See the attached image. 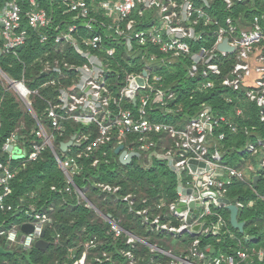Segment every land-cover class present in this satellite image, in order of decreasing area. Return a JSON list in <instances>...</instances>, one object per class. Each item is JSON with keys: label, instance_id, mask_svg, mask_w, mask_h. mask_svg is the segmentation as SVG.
<instances>
[{"label": "built area", "instance_id": "2783aa9c", "mask_svg": "<svg viewBox=\"0 0 264 264\" xmlns=\"http://www.w3.org/2000/svg\"><path fill=\"white\" fill-rule=\"evenodd\" d=\"M245 2L246 0H102L95 6L87 0H62L59 9L65 25L53 27L52 17L39 0H27V8L21 0H5L0 10V23L3 24H0L2 53L17 54V50L28 42L33 32L39 43H51L52 47L49 48L55 52L72 47L83 59L81 65L64 64L68 70L78 73L75 78H69L70 75L64 73L57 65L52 68L58 73L59 81L69 78L72 82L65 85L62 81L51 79L44 83L51 86L59 83L57 100L48 102L44 113L48 123L43 124L37 119L38 128L35 131V139L30 143L29 152L25 148L23 154L18 157L36 161L44 151L51 148L67 179L65 191L74 192L79 203L85 202L88 207H92V202L86 196L87 189L79 188L74 181V177L83 170L79 161L83 157L91 156L92 165L96 166L101 160L98 151L102 146L116 145L117 142L118 146L123 145L128 152H138L134 148V144H138L148 159L152 161V158H155L156 161L167 162L179 176L178 198L168 205L164 214L149 216L148 210L138 213L157 230L175 238L189 235L193 239L192 244L185 249H188L187 251H184L182 246L180 255L149 245L152 252L167 256L168 264H239L252 260V254L259 260H264V247L253 251L252 254L242 246L235 254H215L216 250L211 245L205 249L201 246L202 236L230 237L224 215L227 205L221 202V199L226 198V187L234 178L247 179V170L224 163V152L217 146L213 148L217 130L227 125L236 132V124L230 122L227 115L213 112L208 105L189 119L182 128L164 122L160 116L152 117L150 113L155 104H160L159 108L164 107L167 96V89H164L162 84L163 76L155 71V65L169 67L176 58L190 59L191 64L185 65L187 76L196 79L197 90H203L214 88L217 82L215 77L222 75V69L214 60L227 58L234 52L238 53V61L231 70L233 77H225L221 84L234 91L246 88V96L256 101L259 106H264V55L256 52L260 45L264 49V0H251L255 6L253 14L248 17L241 11L239 17L234 19L230 15V9L236 3ZM99 11L104 19L95 15ZM24 19L27 21V27L24 26ZM226 39L228 44L234 47L232 52L218 49ZM114 42L123 44L129 55H133L137 47L155 46L165 56L159 57L157 53H153L145 60L146 66L142 72L127 74L119 99L115 98L111 91V75L116 71L109 63V58L114 59L115 48H106V45ZM47 69H51L49 62ZM144 71L147 72L146 76L143 75ZM1 74L0 69V76ZM138 78H144V84L132 87ZM204 79L207 81L199 86ZM9 84V90L15 91L29 103L30 97L38 92L29 88L23 79L12 80ZM244 84L246 87H243ZM131 91L134 98L129 96ZM123 98L129 99L135 109L123 108ZM226 100L232 99L226 96ZM241 114L242 109L238 108L237 115ZM161 116L166 118L164 114ZM261 119L264 120V111L261 112ZM65 121L82 124L88 130L96 128L97 134L92 140L88 132L74 134L71 137L74 142L72 147H79L80 150L73 153L70 147L67 153L60 157L55 150L54 141L56 135L64 134ZM157 134L166 135L168 139L155 140L154 136ZM218 138L223 140L225 133H220ZM127 139L129 141L126 147L124 141ZM13 142L14 136L8 138L3 149L9 152L8 147L13 145ZM258 143L263 145L264 142L259 139ZM159 145L161 147L158 151L151 150L153 146ZM99 152H102L103 157L107 156L105 151ZM140 152L138 153L141 156ZM243 152L256 153L257 148L249 143L238 154ZM192 159L205 162L208 170L202 173L194 172L188 166ZM262 165L264 166V159ZM0 169V183L4 187L3 193L0 194V211H10L12 206L5 203V198L11 193L10 181L15 177V172L1 161ZM186 170L191 180L184 182L183 174ZM249 170L255 172L253 167H249ZM98 187L104 193L114 195L120 190L119 186L110 184H100ZM188 190L191 192L188 193ZM120 198L133 208L135 198L131 194L122 195ZM192 203L195 204L194 207L191 206ZM240 206L243 205L238 204V207ZM165 207L164 203L157 205L159 211H163ZM195 209L197 213L193 214ZM32 214L33 221L30 223L34 230L25 234L23 241V233L16 226L9 231H0V236H5L9 244L19 243L24 251H30L41 238L46 224L52 222L45 211H32ZM107 215L111 217L108 218ZM103 218L110 223L115 240L126 235L127 242L132 245L144 242L124 229L121 218H113L111 214H103ZM59 238L60 235L56 234V243ZM95 239L87 241L84 251L79 257L74 256L70 264H104L109 261L106 253L104 258H96V262L91 261V251L98 247ZM210 250L215 255L209 254ZM127 254L132 257L131 252ZM152 262L151 264H163L161 261Z\"/></svg>", "mask_w": 264, "mask_h": 264}, {"label": "trees", "instance_id": "16d2710c", "mask_svg": "<svg viewBox=\"0 0 264 264\" xmlns=\"http://www.w3.org/2000/svg\"><path fill=\"white\" fill-rule=\"evenodd\" d=\"M39 1L52 17L53 27L63 24L64 17L61 16L59 9L62 0ZM87 1L96 6L102 0ZM21 3L27 8V0H21ZM4 4L5 0H0V10ZM254 9L255 6L252 5L251 0H246L244 4L236 3L230 9V15L235 19L239 17L241 11H244L249 17L255 11ZM95 15L104 19L100 11ZM25 25L27 27V21L24 19ZM31 33V38L17 50V54L4 52L0 55V68L4 73L12 80L23 79L29 88L38 91L30 97L34 115L22 98L15 91L7 90L0 79V161L15 172V177L10 181L11 193L5 198V203L11 205L12 209L0 211V231H9L14 226L20 231L23 224L33 221L32 211H45L52 219V222L45 226V239L49 242V247L47 250L33 247L30 251H24L17 243L9 248L6 237L0 236V249L3 250L0 264H70L74 256L79 257L84 251V244L93 238H96L98 247L91 251L92 262H96V258H104L106 253L110 260L104 264H151L152 260V263L161 261L163 264H168L169 258L162 253L152 252L149 245L180 255L182 246L184 251H187L188 249H185L192 244L193 239L189 235L175 238L164 231L157 230L155 226L145 221L142 214L138 213V211L148 210L149 216L164 214L168 205L178 198L179 176L167 162L156 161L155 158L151 161L145 152L139 149L138 144H134L135 150L141 151L142 155L134 158L131 164L124 165L119 155L115 153L118 147L117 142L116 145H104L100 148L107 153V156L103 157L99 150L101 160L96 166L92 165L91 156L83 157L79 161L83 165V170L74 177L76 185L81 189H87L86 196L98 210L104 214H111L113 218H121L124 229L144 241L132 245L127 242L126 235L115 240L108 221L98 215L93 207H88L85 202L79 203L74 192L65 191L67 179L51 148L44 151L36 161H29L26 158L10 160L9 152L3 149L8 138L18 136V141H23L29 152L30 143L35 139V131L38 128L37 119L47 124L44 113L48 102L57 100L59 83L55 86L44 85L51 79L56 81L60 79L58 73L52 68L57 65L63 69L64 73L70 75L69 78H75L78 73L68 70L64 64L77 66L83 63V59L72 47H65L62 52H55L50 49L51 43L41 44L35 34ZM2 46L0 39V48H3ZM259 47L257 54L261 52L260 54L264 55V49L261 45ZM106 48H115L114 59L109 58V63L116 71L111 75L113 81L111 91L117 99L121 96L120 92L125 86L127 74L135 71L142 72L146 66L145 60L153 53H157L159 57H165L155 46L137 47L133 55L127 54L125 46L116 42L109 43ZM237 54L234 52L227 58L214 60L222 69V75L215 77L217 82L214 88L203 90H197L196 79L193 78V80L187 76L185 65L191 64L188 58H176L171 65H168L169 67L154 66L155 71L163 76L162 84L163 88L167 89V96L164 107L159 108L160 104L153 105L150 112L152 117L167 114L168 117L159 118L176 128H182L189 119L208 105L213 112L227 115L230 122H234L237 126L236 132L229 129L227 125L217 130L213 148L217 146L224 152V163L248 172L246 180L234 178L227 185L225 192V197L230 203L243 205L239 207L238 217L240 221L246 223L245 232L242 234L232 227L230 212L226 208L224 215L230 237L229 235L201 237V246L205 249L211 245L216 250L215 254L219 252L235 254L241 246L252 254L253 251L264 247V166L262 165L264 143L263 145L258 143L259 139L264 142V120L261 119L264 106H259L256 101L250 100L246 96V88L234 91L221 84L225 77H233L231 70L238 61ZM47 62L51 69H47ZM69 78L61 79L59 82L62 81L65 85L71 84L72 80ZM150 81L153 82L152 79ZM206 81V79L201 81L199 86ZM243 87H246L245 84ZM226 96H230L232 100L227 101ZM121 105L123 108L135 109L127 98L122 99ZM238 108L242 109L241 115H237ZM63 126L64 134L56 135L54 141L55 150L60 157L67 153L62 150L61 144L70 141L74 134L88 132L90 140L97 134L96 128L88 130L86 126L73 121H65ZM222 132L225 133V138L220 141L218 136ZM154 138L159 141L168 139L166 135L160 134L155 135ZM128 141V139L124 141L126 147ZM249 143L256 146L257 152H243L239 155V151ZM160 147V145L153 146L151 150L158 151ZM79 150V147H72L71 152L75 153ZM249 167H253L255 172L250 171ZM1 174L0 169V177ZM183 175L184 182L191 180L187 170ZM255 175L260 176L257 185L254 184ZM97 184L119 186L120 190L116 193L117 195L104 193ZM3 190L4 187L0 183V194ZM128 194L135 198L133 208L120 198ZM161 203L166 205L163 211L157 208V205ZM56 234L60 235L57 243L55 242ZM247 236L252 238L246 241ZM127 252H131V258ZM209 254H213L211 250ZM251 257L252 260L239 263L240 260L237 258V261L239 264H264V260H259L253 254Z\"/></svg>", "mask_w": 264, "mask_h": 264}, {"label": "water", "instance_id": "95a60500", "mask_svg": "<svg viewBox=\"0 0 264 264\" xmlns=\"http://www.w3.org/2000/svg\"><path fill=\"white\" fill-rule=\"evenodd\" d=\"M1 25H3V24H1ZM218 49L220 51L232 52L234 50V47L230 46L228 44V40L226 39L219 45ZM0 54H1V50H0ZM143 75L146 76L147 72L144 71ZM138 84L143 85L144 84V78H138L132 84V87H136V85H138ZM129 96L134 98V93L132 91L129 92ZM17 138L18 137H16V139ZM73 145H74V142H73V139H71L68 142L62 143L61 144V148H62V150L64 152H66ZM8 151L9 152H13L14 151L15 153L19 152L18 150H14V145H10L8 147ZM115 153L119 155V159H120L121 163L124 164V165H129V164H131V162L133 161L134 158H136V157L139 158L140 157V154L138 152H135V151L128 152L127 150H125L123 145L118 146L115 149ZM20 157H22V156H20ZM188 166H189L190 169H192L196 173H202L205 170H208V168H209L206 165L205 162L198 161V160H195V159L190 160L189 163H188ZM259 178H260L259 175H255L254 176V184L255 185H257V182H258ZM187 192L190 193L191 191L188 190ZM221 202H223V203H225L227 205V209L230 212V222H231L232 227H234L240 233L243 234L245 232L246 223L244 221H240L239 220V217H238V215H239V207H238V205L230 203V201L228 199H226V198H222ZM191 206L194 207L195 204L192 203ZM194 213L195 214L197 213L196 209L194 210L193 214ZM107 217L110 218L111 216L107 215ZM189 220H190V218H189ZM33 230H34V226L31 223L23 224L22 227H21V232L23 233V236H22L21 240L23 241L25 234H29V233L33 232ZM45 235H46V231L43 230L42 234H41V238L39 240H37L36 243H35V248L40 249V250H47V248L49 247V242L46 241ZM250 238H252V237H248L247 236V237H245V240L248 241ZM1 252H2V250H0V254H1Z\"/></svg>", "mask_w": 264, "mask_h": 264}, {"label": "crops", "instance_id": "0c3cea01", "mask_svg": "<svg viewBox=\"0 0 264 264\" xmlns=\"http://www.w3.org/2000/svg\"><path fill=\"white\" fill-rule=\"evenodd\" d=\"M1 54H2V51H1ZM0 54V55H1ZM1 69V68H0ZM2 71V70H1ZM0 79H2V81H3V83H4V85H5V87H6V89L7 90H9V86H10V81H12V79L6 74V73H4L3 71H2V74H1V76H0ZM22 100H23V98H22ZM24 101V100H23ZM25 102V104H26V106L28 107V109L30 110V112L32 113V114H34L35 115V112H34V110H33V108H32V106L30 105V103L29 102H27V101H24ZM36 117V116H35ZM16 137H18V136H14V142H13V145H14V150H18L19 152L18 153H15L14 151L13 152H11V153H9V158H14V159H21V158H19V157H17L18 155H21V154H23V152H24V149L26 148L25 147V145H24V143H23V141H18L19 139L17 138L16 139ZM92 207L95 209V211L97 212V214L98 215H100V216H102L103 217V212H101L100 210H98L93 204H92ZM30 223V222H29ZM10 246H11V244H9V248H10ZM0 250H2V249H0ZM3 253V250H2V252H1V254ZM1 254H0V256H1Z\"/></svg>", "mask_w": 264, "mask_h": 264}, {"label": "rangeland", "instance_id": "374dc122", "mask_svg": "<svg viewBox=\"0 0 264 264\" xmlns=\"http://www.w3.org/2000/svg\"><path fill=\"white\" fill-rule=\"evenodd\" d=\"M164 115H166V117H168V115H167V114H164ZM160 117H162V116H160Z\"/></svg>", "mask_w": 264, "mask_h": 264}, {"label": "bare ground", "instance_id": "6f19581e", "mask_svg": "<svg viewBox=\"0 0 264 264\" xmlns=\"http://www.w3.org/2000/svg\"><path fill=\"white\" fill-rule=\"evenodd\" d=\"M64 143V142H63Z\"/></svg>", "mask_w": 264, "mask_h": 264}]
</instances>
